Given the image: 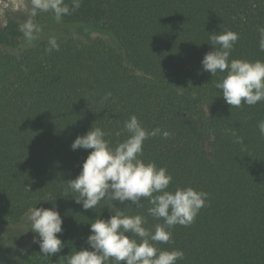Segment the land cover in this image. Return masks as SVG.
<instances>
[{"label": "trees", "instance_id": "trees-1", "mask_svg": "<svg viewBox=\"0 0 264 264\" xmlns=\"http://www.w3.org/2000/svg\"><path fill=\"white\" fill-rule=\"evenodd\" d=\"M65 3L71 10L73 0ZM47 14L60 26L112 34L123 54L101 38L25 47L22 23L10 18L0 28V254L2 226L35 207L59 211L64 247L43 256L36 242L25 264H67L88 247L90 223L113 214V203L147 217L153 231L163 223L148 216L147 200L141 208L102 200L85 210L77 193L64 196L91 151H73L76 137L99 127L115 146L135 115L146 130L170 133L149 137L142 155L171 174L168 190L209 194L191 225H176L171 241L156 246L182 250L177 264H264V101L231 108L215 87L226 73L212 77L201 64L213 50L209 37L226 31L239 34L230 59L264 61V0H80L59 21Z\"/></svg>", "mask_w": 264, "mask_h": 264}, {"label": "clouds", "instance_id": "clouds-1", "mask_svg": "<svg viewBox=\"0 0 264 264\" xmlns=\"http://www.w3.org/2000/svg\"><path fill=\"white\" fill-rule=\"evenodd\" d=\"M80 7V0H73V7L65 0H32L31 17L39 12H52L57 21ZM21 31L27 44L31 45L38 38L41 28L28 19L21 25ZM260 32V51H264V27ZM239 34L226 31L209 37L213 50L206 53L201 61L202 69L211 73H226L215 83L222 90L225 102L233 107L242 104L254 106L264 101V61L230 59ZM51 48H57L55 38L49 39ZM111 96L109 92L107 97ZM261 136H264V120L258 123ZM123 132L127 138L115 146L106 139L109 133L99 127L91 128L86 134L77 136L71 144L73 151L91 149L82 163L80 173L75 179L66 182L64 196L72 192L78 194L75 202L83 209L92 210L102 200L119 201L143 207L147 200L151 205L147 209L148 216L163 220L156 224L154 231L147 225L144 215H127L113 203L115 211L107 219L97 217L90 223V235L85 243L88 245L67 256V264H177L184 258L182 250H166L157 244L171 241V229L176 225H191L201 208L205 207L209 194L197 191L192 187L177 188L170 191L169 185L173 177L164 167H157L154 162L142 159L144 142L152 136L162 134L168 138L170 133L156 128L146 130L138 118L133 115L125 121ZM122 132L117 131L119 137ZM235 135V133H233ZM237 143H243L241 137ZM28 219L31 230L39 237H34L43 256H52L61 251L64 243L57 234L62 233L63 219L58 210L53 208L30 209Z\"/></svg>", "mask_w": 264, "mask_h": 264}, {"label": "rangeland", "instance_id": "rangeland-1", "mask_svg": "<svg viewBox=\"0 0 264 264\" xmlns=\"http://www.w3.org/2000/svg\"><path fill=\"white\" fill-rule=\"evenodd\" d=\"M32 0H0V28H3L10 18L24 24L28 19L41 28V32L35 41L49 40L63 41L73 37L83 39L86 42H93L97 38L105 40L116 48L120 54L123 50L116 38L104 31L92 29L83 24L60 26L52 22L47 12H39L36 17H31ZM33 43V42H32ZM29 44L24 42V46ZM30 210L15 224L2 226L5 238V250L0 254V264H25V255L36 244L38 235L31 230V223L28 219Z\"/></svg>", "mask_w": 264, "mask_h": 264}]
</instances>
